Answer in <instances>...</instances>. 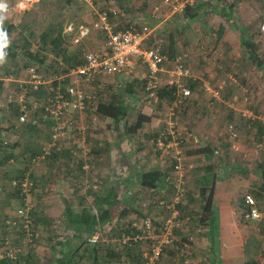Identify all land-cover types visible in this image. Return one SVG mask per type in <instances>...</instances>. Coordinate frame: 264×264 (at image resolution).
Segmentation results:
<instances>
[{
    "label": "crops",
    "instance_id": "1",
    "mask_svg": "<svg viewBox=\"0 0 264 264\" xmlns=\"http://www.w3.org/2000/svg\"><path fill=\"white\" fill-rule=\"evenodd\" d=\"M85 1L86 0L81 2V4L83 3V7H88L85 10L87 11V14L85 13L84 16L82 15V17L78 20L79 23H77L81 25H90L96 18L95 14L97 9H94L91 3V7L85 6ZM160 1L162 3V0ZM81 4L79 5L80 7L82 6ZM190 8L193 10L192 13L196 15L193 19L185 20L181 15L172 16L170 14H166L165 12L160 19V26H162V28L160 27L161 32L163 31L164 34H167L169 40L170 33L167 32V30H169L172 26H175L177 28L176 31H178V33L175 31L177 33V42L175 44L177 45L175 46L176 49L171 51L169 40L166 46L165 54L169 61H173L176 57L181 55L178 47V41L181 42L180 38L182 40L184 36L183 40L190 43L188 51L191 52L190 55L192 54L189 57V59H191L190 64H193L192 77L182 80L188 85L189 81L193 80V83L198 86L197 88L191 90V98L188 99L186 104L181 105V109L176 115V119L179 124L180 122L186 121H188L189 124L187 127L189 128L187 130L188 132L185 130L183 132L179 129L176 133V138L179 141L183 140V143H185L189 137L191 140L190 142L193 143V146L191 147L192 153L190 155V160L195 162L194 172H197V179L204 176L205 166L210 164V162L212 163V161L207 160V157L202 154V150L210 148L220 156V161H217L216 169L222 170V173L220 175L221 179L217 183L215 194V206L218 218V226L216 227L217 245H214V241H212L210 229H207L206 231V238L210 245V250L212 251V247L214 246L215 252L218 253L219 257L214 255L209 264H247L248 261H252L254 259L242 262L245 258L244 250L248 252L251 247L255 254L259 253V255H264V240L255 239L254 234V239L252 240V238L246 237V235L243 234L244 231H240L238 229L240 221L243 222L244 225H246V223L249 225L250 223L249 220H243L241 216L244 210L245 196V194H241V191H244L250 185L247 180H252L250 175L243 174L240 169L230 173L227 172V169H230V167H241L245 170V173L248 169L254 174L253 178L259 180V177H257L254 172V170L258 168L259 164L256 167L252 164L245 163L231 164L226 161L224 155L225 151L229 150L231 142L229 140V134L227 133L226 127L227 122H229L231 117L232 122L230 123H233L236 119L241 122L242 120L247 119L249 121L252 120L253 122L250 125V128L253 133L255 131L253 126L256 122H260L264 125V116H262L264 114V110L262 111L257 109L256 103L253 99L254 97L251 98L250 94H248L249 92H253L255 87L258 86V75H255L264 74V34L260 31V25L264 23V0H195L194 6ZM178 18L179 20H177ZM181 19H184L185 24L180 23ZM87 20L90 21L87 23ZM197 23L199 24L201 30H203L200 32L199 29H195V33L192 31V26ZM67 24H69V22L64 26V31ZM181 24L185 26L181 27ZM183 27H186V33L184 35L182 34L184 31ZM213 30H216V33L211 35ZM249 42L254 44L257 48L256 53L262 60V66L260 68L249 59L246 49V44ZM94 44H96L95 40L91 45L95 46ZM194 50H196L195 53L197 55L194 54ZM193 58H196L195 61ZM8 82H11V80L6 79L5 83L7 84L1 91V94L7 99V101L10 102V104H17L18 98L16 97V94L19 91V84L15 88H10V84H8ZM15 89H17L16 92L14 95H11V92ZM41 90L44 91V88L42 87ZM46 92L49 93L48 91ZM32 98L35 99L36 96L34 95ZM32 98H29L30 102L33 100ZM43 100H46V98ZM43 100L41 101L43 102ZM149 111L151 113V109H149ZM76 117H78V115L75 116V119ZM92 118L93 117H91V119ZM94 118H97L100 122L104 121L107 124L104 130L99 129L97 132H92L91 125H93V122L89 119V115L87 113L82 114L81 120L88 124V130L87 134L85 133V138L79 137L76 130L69 131L68 140L65 141L66 150L64 153V156L67 159L63 157L61 162H56L57 165L60 163L59 165H62L63 169L66 171L61 178V180L65 179L63 183L66 180L70 186L78 183L79 187L82 189L79 190L78 193L79 206L77 210L73 211L70 207L68 208L71 210L72 214L70 215H73L72 217L83 215L98 216L99 207L96 205V199L105 197L109 192L120 194L118 190L120 186L124 188L123 191L125 190L128 193L129 188L136 183L134 179L135 176L138 175L137 171L141 172V168L139 166H135L134 162H132L135 153L139 154V157L145 161L146 167L144 172H148L155 169L150 167L153 163L159 164L157 169L161 170L162 167L160 165H164L167 162L166 155L170 156L175 150L174 148H170L171 151L167 152V150L159 149V152L156 151L158 148H155L154 145V138H156V135L160 137L165 130H167L168 127L165 126V121L170 118L160 119L163 125L160 129L155 126L157 127L155 132L153 130H148L145 125L148 122H145L143 127L134 135L127 133V130L132 126V124H127L125 132L121 129L123 123L117 127L115 123L107 119H103L98 116ZM0 122H2V119H0ZM149 122L151 125L153 123L152 119ZM220 122L221 125L223 123V127L219 124ZM14 123L15 120L13 123L9 124V126L7 125L6 127L8 128L4 130L0 126V147H3L4 142L10 139V132L14 131L16 135L18 134V136H16L18 138V142L15 143V148L11 149V153H9L10 150L8 151L11 156H0L1 165L4 166V168L8 167V163H13L15 161L11 157H15L16 160H20L21 169L23 170H21L22 173L25 172L24 168L27 169L26 172H31L33 177H36V180L40 183V186H42V191L43 188H45V185L56 187V183L53 184L52 177L50 175L44 177V173L47 174L48 169L52 168L53 163L56 161L55 158H53V160H55L54 162H51L50 160L51 163L49 162L48 164L44 161L34 162L32 163L33 165L28 164L22 166L21 164V161L25 159V157L30 159L32 155L42 153L44 144L50 138L51 126L53 124L52 120L45 118L44 115L40 113H30L29 122L18 130L13 129V125H15ZM141 131L144 132L141 133ZM139 135L143 138L136 148L138 150H131L130 148H127L131 152H125L126 144L132 146V141H136V137ZM152 142L154 149L151 145ZM168 143L171 144L172 139H170V142ZM262 143H264V141ZM239 148V150L243 151L241 147ZM1 149L0 154L3 152ZM153 150L155 154L152 153ZM12 151H14V154ZM74 155H77V158H74ZM142 160H140V163ZM212 160H214V158H212ZM171 162L173 163V160H171ZM261 163H264V160H262L260 164ZM44 166H46L47 170H45L46 168ZM127 167H129V172H126L128 169ZM159 167H161V169ZM121 170H123V173ZM125 173H127V176H124L123 178L122 175H125ZM0 177L2 179L7 178L6 176ZM105 177L108 178L107 182H104ZM167 180L168 175L165 181ZM6 184V181L0 180V187L3 188L2 192H0V196H3V202H0V224H3V221L10 219V216H12V214L9 215L10 210L7 206V200H12L13 195L8 194ZM103 184L108 185L107 194H101L100 190H98V186H102ZM260 184L261 183L259 182L258 185ZM58 185L60 184L58 183ZM90 185L94 186L93 188L96 192L88 190ZM254 189L257 191L256 186ZM55 194L56 193L53 192L51 194L52 196L48 198L49 205L45 208L47 209L46 216L53 217L52 219H55V212H50L48 214V210L51 211V209H49V207H51V201L58 200V197H56L57 195ZM73 196V194L68 195V197H72V199H74ZM88 201H93V206H95L87 208L86 204ZM53 205L55 206L56 204ZM260 212L262 213L264 219L263 211L260 210ZM63 215L64 221L67 225H69V229L74 230L73 233H75V230L78 229L79 226L73 224L72 220L69 218L70 215L67 218V210L66 212L64 211ZM13 216L15 218V214ZM14 218L10 220H13ZM80 220L82 219L80 218ZM261 221L254 222L261 223ZM109 223L105 226H108ZM260 225L262 226V223ZM98 227L104 226L101 224L95 226L94 229H92L95 234L98 233V230L96 231ZM252 231L253 233L258 234L263 230L255 232L252 229ZM66 242L67 241H65V243ZM74 243L75 241L73 240L72 244ZM260 244H262V247ZM261 250L262 253H260ZM259 259L257 257V260L255 261H257L258 264H262L264 258L261 260Z\"/></svg>",
    "mask_w": 264,
    "mask_h": 264
},
{
    "label": "rangeland",
    "instance_id": "2",
    "mask_svg": "<svg viewBox=\"0 0 264 264\" xmlns=\"http://www.w3.org/2000/svg\"><path fill=\"white\" fill-rule=\"evenodd\" d=\"M12 4L13 8L15 7V3L17 0H5ZM84 0H39L38 3L34 4L31 6L28 10L19 12L17 9H12L9 13L5 14L6 19L4 20V23H10L13 24L17 29L16 35H14V38L17 39V35H23L27 40L31 42L32 49L33 50H39L42 52V54L46 55L49 57V60L53 59L54 56L52 54L50 46H45L40 44L41 42V36L47 32H56L59 28V26H64L66 23H76L78 24V20L84 16V14H87L86 8L88 7H83ZM90 3L94 7V9L100 10V8L105 7L110 8V7H117L119 16L115 18L114 22L116 25V29L120 30L123 29L124 26L127 24H132V25H139L145 22L148 23H157L155 22L154 19L151 18V10L153 6H162V3L160 0H112L108 6L105 4V0H86L85 1V6H90ZM82 5L81 7L79 5ZM83 7V8H82ZM100 7V8H98ZM83 10V13H82ZM85 11V12H84ZM162 11L165 12L164 8H162ZM93 13V11H92ZM150 17V18H149ZM89 18V17H88ZM179 20V18L177 19ZM90 20H87L86 22L88 23ZM78 22V23H77ZM180 22V21H179ZM182 24H185L184 19H181ZM185 26V25H182ZM160 25V23H159ZM162 28V26H159ZM160 28V29H161ZM185 28L183 27V35L186 33ZM195 29H199L200 32L201 30L199 24H194L192 26V31L196 33ZM159 30V29H158ZM177 28L175 26H172L167 32H175ZM159 32V31H158ZM163 32V31H162ZM178 33V31H176ZM216 33V30H213L211 33L214 34ZM184 36L179 43V53L180 54H188L190 57V53L188 51V46L189 42H186V40H183ZM94 40L96 41L95 46H92L91 44L94 43ZM89 41V40H88ZM85 44V48L88 50H97L101 49L102 45L104 43V37L101 34H94V36L91 38V40ZM93 42V43H92ZM79 47L71 46V49H78ZM196 50H194V54ZM202 55V54H201ZM196 58H193L195 61ZM175 60V59H174ZM173 61H171L170 66L168 63L165 66L166 70H172L173 67ZM198 60V59H197ZM28 61L25 58H21L19 61H15L13 63H10L9 66L5 67V72L4 74H0V87L5 88L6 84L5 81L6 79H10L11 82H8L10 84V88H15L17 87L20 82H28L30 81V75L28 73V70L31 67H37V65H28ZM169 62V59H168ZM187 66L191 67V71H193L192 67L193 64L191 63V59H187ZM25 64H27L25 66ZM190 65V66H189ZM195 70V69H194ZM132 74L131 77H120V76H115L112 78H102L101 80H98L96 83V91L98 90V87L105 86L107 88L111 87L112 90L115 89L114 86L121 87L123 84L124 89V84L127 82L136 80L139 82L138 84H145L144 83V76L146 75L147 71L146 68L143 66L141 62L136 63L133 68H131ZM40 73L42 75L46 76L47 70L44 68H40ZM9 74V75H8ZM255 75V74H254ZM258 75L257 81H258V86L255 87V90L253 92H249L250 97H254V102L256 103L257 109L259 110H264V74H256L255 76ZM167 75L164 74V79L166 78ZM48 82L51 81V77L47 75L45 77ZM130 78V79H129ZM263 83V86H262ZM4 84V85H3ZM53 84V83H52ZM51 86V85H50ZM46 85L43 86L44 91L40 93V100H43L45 98H48L49 94L51 93L52 88ZM53 87V86H52ZM120 89V90H121ZM136 93L135 96H127L125 99L128 102H132L131 106V113L129 114L127 120L125 123L122 125V130L126 132L127 129V124H132L133 126L136 123V120L138 116H145V118H148L144 122H148L146 125V128L148 130H153L155 132L156 128L158 127L159 129L162 127L163 123H161L160 119H168L170 118L171 114V108L172 105L169 106L167 103L163 106H154L150 100L145 99L144 93H141L139 91V86L136 88ZM12 90V89H11ZM17 89L13 90L11 92V95H13L16 92ZM48 91L49 93H47ZM206 92V91H205ZM114 92L108 91L107 93H104L102 97H108L112 95ZM116 94V93H115ZM30 97H34L33 94L30 95ZM146 100V101H144ZM16 106L15 104H10L9 101L5 97L0 94V119H2V122H0L1 128L7 129V125L13 123L15 120L16 114ZM151 109V113L149 111ZM179 109V108H178ZM264 112V111H263ZM178 114V113H177ZM155 115V116H154ZM154 116V117H153ZM264 116V114L262 115ZM95 117V116H94ZM92 118L93 125L91 131L92 132H97L99 129L104 130L106 127V123L104 121L100 122L97 118ZM152 119L153 123L150 125V120ZM155 119V120H154ZM78 124L82 125V120H81V114H78V117L75 119ZM169 122V120H167ZM181 121V120H180ZM234 121L232 124L236 127V131L239 134V137L237 141L234 143L236 146H239L242 148L243 151L238 150L236 151L233 148V143L230 142L229 145V150L225 151V158L228 163L231 164H252L254 167H256L262 160H264V143L262 142H257L256 140V135L255 133L251 132L250 125L252 124L250 121L247 120H242ZM80 122V123H79ZM164 122V121H163ZM166 122V121H165ZM247 122V123H246ZM221 125V122L219 123ZM230 122H227L226 127L228 128ZM188 121L186 122H180L178 125V129L180 131H187L189 128L188 127ZM152 126V127H151ZM157 126V127H155ZM167 126V125H165ZM223 127V123L221 125ZM165 128V127H164ZM158 129V130H159ZM10 130V129H9ZM24 130V129H23ZM22 130V131H23ZM77 132V131H76ZM144 131H141V133ZM188 132V131H187ZM22 133V132H20ZM101 133V132H100ZM160 133V132H159ZM228 133V131H227ZM23 134V133H22ZM78 134V133H77ZM87 134V131H86ZM162 134V133H161ZM16 133L10 132V139L6 140L7 144L9 145L8 148L6 149V152L1 153L0 156H11V149L15 148V143L18 142V138L16 137ZM81 138H85V134L83 136H80ZM143 137L140 135L136 137V141H132L131 144H126L125 147V152L130 153L127 148H130L131 150H138L136 149L139 145V142L142 140ZM188 140L184 143L185 145L182 146V148L178 147V150H174V153H172L171 159L169 155L167 156V162L163 165H160L162 167H159L162 172L166 173L168 175V180L165 182V184L157 190L155 193L151 194L147 190H143L137 183H134L128 190V197H122L123 199L128 201V205H118L115 208L117 210H120V215H115L118 217H115L111 223L108 226L104 227H98L96 231L98 230V234L102 237V242H106L105 247H110V249L114 248L116 252L118 250L121 251V247L119 243L121 242L120 236H118V233H114L115 231L119 233L124 232L125 226L128 225L129 223H132V226L137 228L138 230L144 229V224H145V219L150 220L153 223V226L155 227V233L159 235L160 231L159 229L161 228L162 224L172 216V211L178 210L180 212V217H179V222L181 224L180 230L176 233L177 239L174 243L168 245L165 248L164 255L162 256V259L159 264H169V254L171 252H174L175 254V262L174 264H209L212 258L214 257V254L210 250V245L207 240V229L206 226L201 222L202 219V214L200 210V200L198 197V189L196 188V180H197V172L195 173V162L190 160V152H191V147L193 146V143H191L190 138H187ZM155 140V138H154ZM4 142V143H5ZM136 142V143H135ZM153 149V142L151 143ZM155 148H157L155 146ZM240 149V148H239ZM10 150V151H9ZM64 149L60 154H58L57 157H55L56 161L53 160L52 157L48 158L46 161H44L46 164H48L51 160L53 163L52 168L48 169V173H44V177L47 175H50L52 177V182L53 184L56 183L55 186H47L45 185V188H43L42 191V186H40V183L36 180V177H33L32 173L26 172V168H24V173H22V167L20 165V160H16L15 157L13 158L15 161L13 163H8V167H5L1 165L0 163V176H6L7 178H1L0 180H4L7 182L6 186L8 188L7 192L8 194H12V200H7V206L9 207L10 213V219L14 218L15 210L17 211L18 208L21 206H28L31 209V215L35 219L37 215H42V217L50 218V221L52 220L51 224H48V226H45L44 224L37 225L36 229L34 230L35 234V241H29L28 235L26 234H21L19 231H16L14 229H11L8 224H6L7 221L10 219L3 221V224H0V252L3 250V248L6 246L5 244L2 245L3 240H7L10 243V247L15 250H21L22 256L29 255L32 257L31 262L33 264H56L52 263L55 262L54 259L51 260L52 258V252L51 249L53 248L54 245L57 243H65V241H69V236H73V231L69 229V225L64 221V211L68 210L70 207L71 210L76 211L78 208L79 200H78V193L79 190H82L79 187V184L76 183L74 185H68L67 180L63 183V180L61 178L63 177V174H65V170L63 169L62 165L56 164V162H61L63 157L66 158L64 155L65 153ZM167 152L171 151V149H166ZM172 150V151H173ZM9 151V153H8ZM156 151H159V149ZM177 151H181V156H183V164L185 165V169L187 171L186 175L184 176V181H183V186L178 183L179 176L175 173V171L172 170V165L174 163L171 162L173 160V156L176 154ZM160 152V151H159ZM14 154V151H12ZM134 153V152H133ZM154 150H153V152ZM40 154H35L34 156ZM73 155V154H72ZM33 156V155H32ZM32 156L29 158L25 157L21 161L22 166L24 165H33V159ZM33 156V157H34ZM77 156V155H76ZM74 155V158H77ZM136 156V157H135ZM134 159H132V162H134L135 166H139L141 168V172H144L145 170V161L140 158L139 154L135 153ZM10 158V159H11ZM21 159V158H19ZM59 159V160H57ZM67 159V158H66ZM164 159V158H163ZM169 159V162H168ZM1 160V158H0ZM77 160V159H76ZM140 160L141 163H140ZM50 162V163H51ZM140 163V164H138ZM149 164V162H148ZM151 164V163H150ZM42 166V165H41ZM159 164L153 163L151 164V168H155V170H158ZM43 167V166H42ZM46 168V166H44ZM127 171L129 172V167H127ZM22 170V171H21ZM47 170V168L45 169ZM139 170V169H137ZM197 170V169H196ZM78 172V171H77ZM123 173V170H121ZM120 172V174H121ZM138 172V171H137ZM250 175L251 179H254V174L250 172L248 169L246 170L245 175ZM78 175V173H77ZM29 178V181L32 182V186H30V190L26 193H19L16 188L13 187L12 182L14 180H20L23 178ZM123 178L124 176H127V173L125 175H122ZM108 178H104V182H107ZM136 182V179H134ZM254 179L253 181H255ZM50 182V181H48ZM51 182V183H52ZM249 186L247 189L244 191H241L242 195L246 194H251L255 197V192L256 190L254 189L255 186H253V182L250 181L249 179L247 180ZM58 183L60 185H58ZM176 183L178 185L182 186L183 189V197L179 199V202L177 201V194L180 192L176 188ZM90 188L88 189L91 192H96V190L93 188V185L89 186ZM73 188V189H71ZM107 188L108 185L103 184L102 186H98V190H100L101 194H107ZM163 188V189H162ZM176 188V190H175ZM10 189V190H9ZM53 191H52V190ZM123 189L121 186L119 187V193H123ZM3 188L0 187V192H2ZM258 190V189H257ZM51 191V192H50ZM55 192L58 197L57 201H51V211L48 210V214L51 212H55V219H52L53 217H48L46 216L47 213V208L49 205L48 204V198L51 197L52 193ZM182 192V191H181ZM74 195V199L72 197H68V195ZM240 194V196H241ZM69 198V199H68ZM256 198V197H255ZM3 196H0V202H3ZM194 200L193 202L189 203V201ZM256 202L258 205V209L262 210L264 213V199L260 200L256 198ZM2 204V203H1ZM53 204H56L55 206ZM95 204V203H94ZM67 205V206H66ZM87 208L94 207L93 206V201H88L86 204ZM89 206V207H88ZM179 206V207H178ZM16 217V216H15ZM146 217V218H145ZM118 218V219H117ZM15 219V218H14ZM240 219V218H239ZM246 223V225L243 224V222L240 221L238 224L239 230L244 231V235L246 237L252 238V240L259 239V240H264V219L261 221L262 226L260 225V222H254V221H249ZM154 223L159 224V225H154ZM116 225V226H115ZM113 227V229H112ZM73 229V228H72ZM252 229L257 232L260 230H263L259 232L258 234L253 233ZM145 232V231H144ZM108 233H113L112 235H108ZM146 233V232H145ZM254 234V236H253ZM258 235V236H257ZM147 236V235H146ZM254 237V238H253ZM75 239V238H73ZM151 240L147 238H143L137 245V254H139L140 259H143V254L149 251L150 248V243ZM252 242V241H251ZM80 244L77 242V240L74 243V246ZM262 247V244H260ZM107 249V248H105ZM56 250H59L56 249ZM124 251V250H123ZM262 253V250L260 251ZM55 255V254H54ZM100 255L103 257L106 256V252L102 251L100 252ZM244 256L245 258L242 260V262H245L249 259H254L257 260V257L259 260L264 258V255H259L255 254L253 249L250 247L249 251L247 252L244 250ZM56 260V259H55ZM125 263L127 261H133V258H130L129 255L126 254L123 255L122 258ZM264 261V260H263ZM124 263V264H125ZM136 264V261L134 260L133 262ZM105 264V263H103ZM112 264H119L118 262H113ZM122 264V263H121ZM128 264H131L130 262Z\"/></svg>",
    "mask_w": 264,
    "mask_h": 264
},
{
    "label": "built area",
    "instance_id": "3",
    "mask_svg": "<svg viewBox=\"0 0 264 264\" xmlns=\"http://www.w3.org/2000/svg\"><path fill=\"white\" fill-rule=\"evenodd\" d=\"M38 2L39 0H17L14 8L19 12H23ZM5 3L8 5V10L5 13L7 14L14 8L9 2L5 1ZM194 4L195 0H162V6H154L151 12V18L157 23L130 24L120 30H117L116 25L112 23V17H116L119 14L117 7L98 10L95 14L96 18L90 25H77L73 22L67 24L64 34L71 45L79 47L82 63L69 69L61 77L52 76L49 82L45 80L43 75L38 73L36 68L31 67L28 70L30 81L20 82L19 91L16 94L18 98V103L15 104L17 115L15 116L13 129L18 130L26 125L29 122L30 113L36 114L38 111H43L44 117L51 119L53 122L50 138L44 144L40 156L34 157L33 162L46 161L55 152L60 153L65 147V141L68 140L69 131L76 130L80 136H83L87 131V124L85 122H82V125L77 124L75 116L78 114L82 115L88 110L95 108L98 102V98L95 95L98 80L112 78L124 73L131 74V68L137 62L145 65L147 71L144 76L147 80L146 96L154 106H157L160 102L157 92L162 85L177 87V98L172 105L169 122L166 121L168 127L166 135L171 136L173 141L171 144L164 142L162 138V136H165L164 132L157 140V148L160 150L170 148L178 150V147L181 148L182 140L179 141L176 138L179 124L172 120V117L183 99L192 95L191 89L182 80L191 78L192 71L186 63L187 59H189L188 54H181L176 57L172 70L165 69V65L168 62L165 50L169 38L167 34L161 32L159 23L164 13L162 8L166 10V14L184 17L186 10L194 6ZM260 31L264 34V23L260 25ZM94 34H101L104 37L103 46L101 49L88 50L85 48V44L88 40H91ZM164 74L167 75L165 79L163 77ZM53 81H68L69 85H65L64 91L62 89L64 85L57 86L43 102L33 98L31 102L29 101L30 93L39 91L41 87ZM227 131L229 140L234 144L239 137L234 124L230 123ZM5 145H8L7 142H5ZM233 148L239 150V146H236V144L233 145ZM180 152L177 151L173 156V163L174 171L179 176L178 183L183 186L184 176L187 171ZM178 183H176V188L180 192L176 196L179 202V199L183 197V189ZM12 185L14 188H18V185H20L21 193L26 194L30 190L32 182L29 181V178H24L22 181L14 180ZM244 206L246 208V220L261 221L263 219L253 195L246 194L244 196ZM171 216L162 224L159 229V235L155 233L153 223L150 220L145 221L144 231L147 235L145 238L151 240V243L149 242L151 245L149 251L143 254L142 264H159L164 254V249L176 241V232L181 228L179 222L180 212L174 210ZM31 217V209L27 205H23L17 209L16 219L9 220L6 224L16 231L19 229L26 230L29 241L33 242L36 233L31 230L33 221ZM99 238L98 234L93 235L89 238V242L98 243ZM142 239V237H136L134 241L137 242ZM130 240L131 238L127 237L123 239V243L133 246ZM5 241L6 246L0 252V263L5 259L10 262H16L21 255V250L12 249L9 246L10 243L7 240ZM262 264H264V261Z\"/></svg>",
    "mask_w": 264,
    "mask_h": 264
},
{
    "label": "trees",
    "instance_id": "4",
    "mask_svg": "<svg viewBox=\"0 0 264 264\" xmlns=\"http://www.w3.org/2000/svg\"><path fill=\"white\" fill-rule=\"evenodd\" d=\"M112 0H105V4L106 6H108L107 4H109ZM106 9L105 7H102L101 10ZM201 9V8H200ZM192 8H188L186 10V13L184 15V19H193L196 17L195 14L192 13ZM152 12V10H151ZM120 14H117L116 17H112V23L115 24L114 20L115 18H117ZM129 24H127L126 26H124L123 28H126ZM3 28L4 30L7 32V37H8V46L4 49L5 53H6V57H5V62L3 65H0V74H4L5 72V67L9 66L10 63L13 62H17L19 61L21 58H25L29 64L32 65H37V67H34L37 69L38 73H40V68H44L47 70L46 76L49 75L50 77L55 76V77H61L62 75H65L69 69L79 65L82 63V61L80 60V49H71V45L68 41H67V37L64 34V28L63 26H59L58 30L56 32H47L45 34H43L41 36V42L40 44L44 45L43 47L45 48V46H50L52 54L54 56L53 59L49 60V57L42 54V52H40L39 50H33L32 49V45L31 42L29 40H27L22 34L21 35H17L18 38L15 39L14 35H16V27L13 24L7 23L5 22L3 24ZM220 31V30H219ZM222 31V30H221ZM170 48L171 51L175 50V45L176 44V37H177V33L176 32H171L170 31ZM246 49L248 52V56L251 62L255 63L259 68L262 66V60L260 58V56L256 53V47L254 46V44H252L251 42L246 44ZM175 58V57H174ZM172 59V58H171ZM168 65L170 66L171 61L167 62ZM166 63V64H167ZM27 64H25L26 66ZM27 65V66H28ZM26 66V67H27ZM31 66V65H29ZM28 66V67H29ZM143 66L145 67V65L143 64ZM166 66V65H165ZM42 75V73H40ZM132 74V72H131ZM131 74H121L119 75L120 77H126L128 75V77H131ZM9 75V74H8ZM126 75V76H125ZM46 76L43 75V77L45 78ZM46 79V78H45ZM130 79V78H129ZM144 83L145 84H141L139 85L136 80L127 82L126 84H124V89L122 90L121 88H123V84L121 87L118 86H114L115 89L112 90V86L107 88L105 86L98 87V90H95V95L98 98V102L95 106L94 109L88 110L86 113L89 115V119H91V117H100L103 119H107L113 123H115V125H121L122 123H125L129 114L131 113V106H132V102H128L125 98L127 96H133L136 93V87L139 86V91L141 93H144L145 95V99L147 98V94H146V83L147 80L144 77ZM53 83V84H52ZM52 83L48 84V86H50L52 88L51 93L53 90L56 89L57 86L59 85H64L63 91L65 90V85H69L68 81L65 82H59V81H53ZM60 83V84H59ZM53 86V87H52ZM187 86L192 90L197 88V84L193 83V80L189 81V85L187 84ZM201 86V85H200ZM42 89V87H41ZM39 90L37 92H33L32 94L36 96L35 99L41 101L39 99V97L41 96L40 93L42 90ZM121 89V90H120ZM112 91L114 92L112 95L108 96V97H102L104 93H107L108 91ZM2 88L0 87V94H1ZM50 93V94H51ZM116 93V94H115ZM49 94V95H50ZM177 94H178V89L176 86H163L158 90L157 95L160 99L159 104H157L158 107L163 106L164 103L168 104L169 106L173 105V103L175 102L176 98H177ZM31 95V93H30ZM191 97L185 98L183 99L182 103L179 105V109L177 108L174 111V116L172 117V120H174L175 122H178L176 119V115L179 112V110L181 109V105L186 104V102L188 101V99H190ZM149 100V99H148ZM16 112V111H15ZM38 113L43 114V111H38ZM147 120L145 117L143 116H138L135 125L129 127V129L127 130L128 134H136L142 127L143 124L145 123L144 121ZM232 117L229 119V122H232ZM179 124V123H178ZM167 125V123H166ZM90 126V125H89ZM167 128V127H165ZM254 128V133L256 135V140L257 142H263L264 141V125H262L260 122H256L253 126ZM87 130H88V124H87ZM168 130V128H167ZM167 130H165V136H162L163 141L168 143L170 142V139L173 138L171 136H167L166 132ZM161 137V136H160ZM158 135H156L155 141H154V145L157 147V140L160 138ZM183 140L181 143V146H183ZM9 145H3V147L1 146L0 149L4 151H6V149L8 148ZM182 148V147H181ZM66 149L65 147L63 148V150ZM62 150V151H63ZM61 151V152H62ZM160 151V150H159ZM2 152V153H3ZM192 152H190L191 155ZM58 154H60L59 152H55L52 155V158H55L58 156ZM202 154H204L207 157V160L212 161V163L210 162V164L206 165L204 168V176L198 178L196 180V185L198 186V197L200 200V212L202 214V219L201 222L204 224V226H206V228L210 229V235L212 237V241H214V245L216 244V236H217V226H218V218H217V213H216V206H215V194H216V188H217V183L220 181L221 179V171L222 170H217L216 166H217V161L219 162L220 160V156L214 152V150H211L210 148H205L202 150ZM35 155V154H34ZM33 155V156H34ZM32 156L31 159H33L34 157ZM37 156V155H36ZM212 158H214V160H212ZM8 159V157H7ZM245 174V170H243V168L241 167H236V168H228L227 172H234L235 170H239ZM172 170L174 171V165H172ZM218 171V173H217ZM254 172L256 173L257 177H259V180H255L251 179L253 181V186L257 187V191L254 193L255 197L257 199L263 200L264 199V163H261L258 165V168L256 170H254ZM137 176H135L136 179V183L143 189V190H147L148 192H150L151 194L155 193L157 190H159L163 184H165V179L167 177V174L162 172V170H150L148 172H137ZM25 177L23 176L22 179H20L19 181H22ZM261 183L260 185H258V183ZM19 187L16 188L17 191L19 193H21V186L18 185ZM176 190V188H175ZM124 197H128V193L124 190L122 194H118V193H113V192H109L105 197H100L96 199V205L99 207V215L98 216H78V217H72L73 215L71 213V210L68 209L67 210V218L70 215V220H72L73 224L79 226L78 229L75 230V234H73V236H69V241L67 240L66 243H57L56 245L53 246V248L51 249L52 252V259H54L55 262L52 263H56V264H112L113 262H118L119 264H124L125 261L122 260L123 255L127 254L129 255L130 258H133V261H127L128 264L129 262L131 264H134V260L136 261V264H142L143 260L142 258L140 259L139 254H137V245L138 243L141 241H137L135 242L134 239L136 237L138 238H145L146 234L144 232L145 229H140L138 230L137 228H135L134 226H132V223H129L128 225L125 226L124 232L119 233L118 232H114V233H118V236H120L119 239H121V242L119 243L120 247H121V251L118 250L116 252V250L113 248L110 249V247H105L106 246V242H102V237L100 236V240L98 243H90L89 242V238L91 236H93L95 234V232L92 230L94 229L95 226H97L98 224H101L102 226H105L106 224H112L111 221L118 216L115 215H120V210H117L115 207L118 205H124L127 204L128 205V201L123 199ZM194 200L189 201V203L193 202ZM179 207V206H178ZM245 213H246V208L244 206V210L242 212V219H245ZM16 216V215H15ZM32 218V227L31 230L34 231L37 227V225L40 224H44L45 226H48V224L52 223V220L50 221L49 218L46 217H42V215H37L36 218L34 219ZM80 218L82 220H80ZM146 218V217H145ZM16 219V217H15ZM13 219V220H15ZM118 219V218H117ZM147 220V218L145 219ZM154 225H159L154 223ZM82 226V228H81ZM116 226V225H115ZM154 227V226H153ZM113 229V227H112ZM19 233L21 234H27L26 230L24 229H19L18 230ZM113 233H108V235H112ZM96 235V234H95ZM131 238V243H133V246H129V244H124L123 243V239L125 238ZM75 238V239H73ZM76 241L80 244H77L74 246V244H72V241ZM34 241H35V237H34ZM2 245L5 244V240L2 241ZM70 244V245H69ZM59 250H56L58 249ZM107 248V249H105ZM215 247H212V252L214 253V255L216 257H219L218 253L215 252ZM124 250V251H123ZM105 251L106 252V256L102 258V256L100 255V252ZM165 251V249H164ZM55 254V255H54ZM175 253L171 252L169 254V264H174L175 262ZM23 254H21L18 258V260L16 262H10L8 259H5L4 261H2L0 264H33L31 262L32 257L29 255H25L22 256ZM164 255V254H163ZM56 259V260H55ZM247 264H258L257 261L252 260V261H248Z\"/></svg>",
    "mask_w": 264,
    "mask_h": 264
},
{
    "label": "clouds",
    "instance_id": "5",
    "mask_svg": "<svg viewBox=\"0 0 264 264\" xmlns=\"http://www.w3.org/2000/svg\"><path fill=\"white\" fill-rule=\"evenodd\" d=\"M7 10L8 5L5 3V0H0V65H3L5 62L6 53L4 49L8 46L7 32L3 28Z\"/></svg>",
    "mask_w": 264,
    "mask_h": 264
}]
</instances>
